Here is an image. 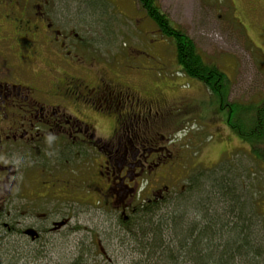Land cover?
Here are the masks:
<instances>
[{"label": "rangeland", "instance_id": "obj_1", "mask_svg": "<svg viewBox=\"0 0 264 264\" xmlns=\"http://www.w3.org/2000/svg\"><path fill=\"white\" fill-rule=\"evenodd\" d=\"M49 1L55 27L69 33L77 42L86 41L96 50L101 59L96 67L111 77L119 75L133 88L161 93L170 103L181 96L186 99L183 104L191 101L189 107L179 106L178 110L181 112L178 119L183 125L174 141L184 156L177 170L167 174L166 180L155 182L141 199H158L165 194L160 200V211L151 220L158 223L162 217L163 223L168 224L173 212L183 210L184 220L203 226L192 207L195 203L201 204L200 207L206 205L200 202L209 198V186H205V182H202L203 191L194 194L186 206L173 210L175 199L189 189L193 176L205 179L209 174L225 175L235 182L238 195L249 205L248 217L253 218V223H249L252 225L249 240L254 247L263 246L264 161L256 159L251 143L230 128L229 111L222 109L221 98L184 75L173 43L157 32L135 0H87L98 12L92 11L84 0ZM157 2L169 19L193 40L204 60L218 65L225 73L229 80L225 92L229 102L250 106L264 101V0ZM25 53L26 48L14 42L0 26V70L9 74L15 72L17 65L13 56ZM91 56L86 59L91 60ZM37 65L38 70L43 69L41 64ZM84 191L85 196L80 201L54 199L45 200L47 203L42 205L37 199L38 208L42 205L45 209L42 214H54L53 218L46 217L44 225H50L53 230V221L60 222V213L67 218L66 224L48 232L36 244L19 235L5 238L0 245V264H73L81 257L80 264H181L180 247H169L178 259L175 263L169 261L165 252L167 245L163 250L142 249L141 232L129 231L122 225L114 206L98 204L94 191ZM19 203L24 206L21 211L25 215L35 214L29 223L37 224L33 219H40L41 214L35 204L25 199H20ZM165 227L163 225V230ZM181 228L188 229L183 225ZM171 234L165 231L164 244L166 236Z\"/></svg>", "mask_w": 264, "mask_h": 264}, {"label": "flooded vegetation", "instance_id": "obj_2", "mask_svg": "<svg viewBox=\"0 0 264 264\" xmlns=\"http://www.w3.org/2000/svg\"><path fill=\"white\" fill-rule=\"evenodd\" d=\"M50 5L0 0V26L26 48L12 55L15 72L0 70V245L18 235L36 244L67 221L60 213L53 230L44 225L54 216L44 215L45 200L80 201L86 189L128 221L184 156L174 138L183 125L179 106L191 101L183 104L181 96L170 103L96 67V50L87 53L83 40L55 27ZM20 199L40 211L37 224L29 223L35 214L25 215Z\"/></svg>", "mask_w": 264, "mask_h": 264}, {"label": "trees", "instance_id": "obj_3", "mask_svg": "<svg viewBox=\"0 0 264 264\" xmlns=\"http://www.w3.org/2000/svg\"><path fill=\"white\" fill-rule=\"evenodd\" d=\"M135 1L145 12L146 17L153 22L157 32L173 43L177 63L184 75L197 80L207 88L210 94L221 98L222 109L228 108L229 111L230 128L243 140L251 143L252 154L256 159L264 161V101L250 106L229 102L228 94L225 95L229 80L221 68L204 60L193 40L169 19L157 0ZM84 2L90 4L92 11L94 10L91 3L87 0ZM84 45L89 53L90 46L86 41ZM214 175L216 174H209V178L205 179H197V175L191 177L189 189L177 196L173 204V210L189 204L194 194L203 191L201 190L202 182H205V186H209V192H207L209 198L202 199L200 202L206 205L200 207L201 204L195 203V205L194 201L192 202L194 215L201 218L203 226L184 220L183 210L179 209L169 217L168 224L163 223L162 217L158 223H154L151 218L160 211L162 205L156 199L148 203H139L136 212L130 215L128 221L121 219L122 225L129 231L132 229L141 232L142 249L150 247L151 250H163L164 245H167L165 252L170 262L175 263L178 260L169 249L171 246H176L180 247L182 253L181 264H264V245L254 247L249 240L252 228L249 223H253V218L248 217L249 205L247 202L244 203L242 197L238 195L237 185L233 180L225 175L217 177ZM206 206L209 208V215H207ZM145 224L148 226L145 227ZM163 225H166L165 230L162 228ZM182 225L188 229L184 231L181 228ZM165 231L167 234L168 232L172 234L166 236L164 244ZM203 251H206V254ZM81 261H83L82 257L75 260L73 264H80Z\"/></svg>", "mask_w": 264, "mask_h": 264}, {"label": "water", "instance_id": "obj_4", "mask_svg": "<svg viewBox=\"0 0 264 264\" xmlns=\"http://www.w3.org/2000/svg\"><path fill=\"white\" fill-rule=\"evenodd\" d=\"M29 235H30L32 238H34L35 232L30 231V232H29Z\"/></svg>", "mask_w": 264, "mask_h": 264}]
</instances>
